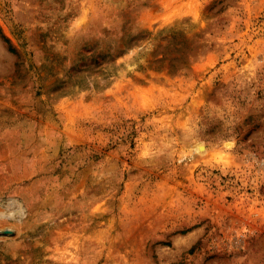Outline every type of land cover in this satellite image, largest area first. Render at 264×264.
I'll list each match as a JSON object with an SVG mask.
<instances>
[{
	"label": "rangeland",
	"instance_id": "374dc122",
	"mask_svg": "<svg viewBox=\"0 0 264 264\" xmlns=\"http://www.w3.org/2000/svg\"><path fill=\"white\" fill-rule=\"evenodd\" d=\"M0 264H264V0H0Z\"/></svg>",
	"mask_w": 264,
	"mask_h": 264
},
{
	"label": "bare ground",
	"instance_id": "6f19581e",
	"mask_svg": "<svg viewBox=\"0 0 264 264\" xmlns=\"http://www.w3.org/2000/svg\"><path fill=\"white\" fill-rule=\"evenodd\" d=\"M3 216V215H2Z\"/></svg>",
	"mask_w": 264,
	"mask_h": 264
}]
</instances>
